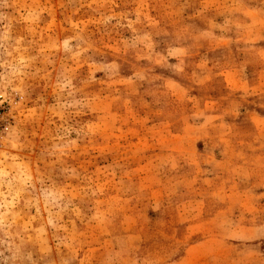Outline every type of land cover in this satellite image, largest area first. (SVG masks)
<instances>
[{
  "label": "rangeland",
  "instance_id": "rangeland-1",
  "mask_svg": "<svg viewBox=\"0 0 264 264\" xmlns=\"http://www.w3.org/2000/svg\"><path fill=\"white\" fill-rule=\"evenodd\" d=\"M0 264H264V0H0Z\"/></svg>",
  "mask_w": 264,
  "mask_h": 264
}]
</instances>
